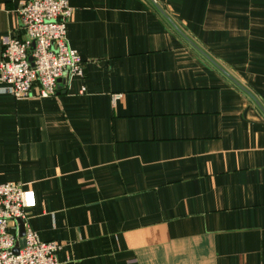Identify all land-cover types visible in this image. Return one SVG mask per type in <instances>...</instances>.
Masks as SVG:
<instances>
[{
    "label": "crops",
    "instance_id": "1",
    "mask_svg": "<svg viewBox=\"0 0 264 264\" xmlns=\"http://www.w3.org/2000/svg\"><path fill=\"white\" fill-rule=\"evenodd\" d=\"M27 1L0 0V61ZM67 1L85 77L0 83V183L35 191L40 239L59 264H264V0Z\"/></svg>",
    "mask_w": 264,
    "mask_h": 264
},
{
    "label": "built area",
    "instance_id": "2",
    "mask_svg": "<svg viewBox=\"0 0 264 264\" xmlns=\"http://www.w3.org/2000/svg\"><path fill=\"white\" fill-rule=\"evenodd\" d=\"M19 14L26 38H6L0 61V83L16 99L30 97L33 90L40 98L55 96L62 77H85L86 61L67 37L73 14L67 0H29ZM121 96L114 94V100ZM35 205L33 189L20 182L0 183V264H59L61 244L41 240L30 225L29 210ZM21 239L25 243L16 253Z\"/></svg>",
    "mask_w": 264,
    "mask_h": 264
},
{
    "label": "water",
    "instance_id": "3",
    "mask_svg": "<svg viewBox=\"0 0 264 264\" xmlns=\"http://www.w3.org/2000/svg\"><path fill=\"white\" fill-rule=\"evenodd\" d=\"M212 60V59H211ZM213 61V60H212ZM214 62V61H213ZM226 75H228L229 77H231L235 82H236V80L231 76V75H229L224 69H222L216 62H214ZM240 86H242V85H240ZM20 222L22 223V220L20 219ZM23 229H22V231H21V236H23ZM24 239H21L20 240V242H19V245H17L16 246V248L14 249V251L17 253L18 251H19V247L20 246H23L24 245Z\"/></svg>",
    "mask_w": 264,
    "mask_h": 264
}]
</instances>
